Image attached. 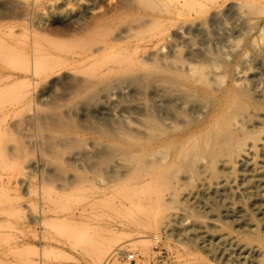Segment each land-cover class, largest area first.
<instances>
[{"label": "bare ground", "instance_id": "1", "mask_svg": "<svg viewBox=\"0 0 264 264\" xmlns=\"http://www.w3.org/2000/svg\"><path fill=\"white\" fill-rule=\"evenodd\" d=\"M162 1L108 0L99 9L88 2L75 15L48 20L35 18L36 3H20L27 24L19 31L5 26L0 48V63L8 64L0 68L8 87L0 88L16 98L0 107V133L20 138L8 148L9 159L26 162L40 132L45 137L37 147L56 161H113L109 173L132 175L146 194L141 202L147 211L131 221L128 233L142 243L167 220L161 211L174 208L264 217V43L228 48L222 25L235 16L250 21L259 8L264 13V0H172L160 11ZM61 85L69 89L63 92L69 91L67 101L73 99L70 110L58 106L63 101L53 107L46 101ZM141 96V104L121 103ZM38 101H46L47 110ZM135 113L138 126L128 117ZM85 134L97 135L93 141L100 145L84 146ZM195 180L203 183L181 198L183 183ZM182 201L186 207H174ZM242 225L262 250L229 239L227 247L238 259L264 264V235L254 224ZM114 239L102 254L122 241Z\"/></svg>", "mask_w": 264, "mask_h": 264}, {"label": "rangeland", "instance_id": "2", "mask_svg": "<svg viewBox=\"0 0 264 264\" xmlns=\"http://www.w3.org/2000/svg\"><path fill=\"white\" fill-rule=\"evenodd\" d=\"M13 1H20L21 4L36 3L35 15L38 17L33 14V18L35 16L38 20H48L51 18L63 19V16L65 18L69 16L68 14L75 15L80 12L81 6L88 2L99 9L108 0H89L87 2L86 0ZM112 1L117 3V0ZM171 2L172 0H164L158 3V9L164 11ZM260 2H255V4L261 6ZM14 4L16 2L11 0H0V32H3L0 35V48L5 43L2 41L7 40L4 35L7 27H4L12 28V25H16L14 28L19 31L23 24H27L29 18L28 16L26 18L24 12L17 9V5ZM15 9L19 11V14ZM17 15H21V18H17ZM222 25L225 26V29L223 28L224 44L228 48L237 45L242 48L248 44L249 40L255 39L264 43V13L261 8H259L258 13L252 15L250 21L235 16L227 18ZM261 36H263V40H260ZM61 40L64 41V39ZM2 59L5 60L4 57ZM4 63L7 64L5 61ZM5 64L0 63L1 69L4 66L3 71L8 65ZM1 69L0 74L3 75L4 72ZM4 82L6 83V81H0V86H6L7 83ZM66 87L64 88V85L58 87V94L55 90L56 95L54 96L52 93V96L46 98V101L49 100L47 103L53 102L50 105L53 107L54 104L57 105L63 101L58 106L63 109L68 104L66 109L70 110L73 99L70 97V100L67 101L69 91L65 95L63 93L69 90ZM3 88H0V91ZM38 88L34 89L36 92L34 96L40 95L43 88L42 84ZM4 90L2 95L0 94V107L12 103L13 98L16 99L15 96L6 93L5 88ZM5 93L8 96H5ZM62 93L63 97L60 96ZM57 95L60 96L58 101L56 100ZM141 97L134 100L129 99L130 101L127 102L121 101V103L138 105L145 100L143 96ZM60 98H64V100H59ZM46 101H42L43 103L38 101V107L47 110ZM69 106L70 108H68ZM132 116L128 117L131 118L132 122L134 120L138 126L139 123L136 120L141 118L140 115L135 113ZM133 124L135 125L134 122ZM31 132L30 139L32 140L33 136V140H35V135L38 133L35 129ZM39 135L40 137L37 138L39 140L32 141L33 150L30 149L31 151L26 157L27 160L23 163L19 160V162L10 160L6 154L8 148L14 147L15 141L20 139L19 137L15 139L18 135L8 136L0 133V264H104L109 254L119 247L135 249L133 251L138 257L137 264H253L249 260L238 259L239 253L231 246L228 247L232 252L229 251L227 245L230 241H237V243L246 241L254 250H262L255 240L250 239L254 233L242 225L254 224L256 225L255 233L264 235V217L259 215L257 211H230L231 217L229 218L223 216V211H179L175 208L161 211L167 220L160 222L154 232L147 234L148 241L146 243L138 241L135 239V235L131 236L128 233L133 227L131 221L142 218L147 211L144 208L145 201L143 200L144 203L141 202L146 194L134 181L133 176L121 173L118 176L111 175L109 169L112 165L110 164L114 163L111 160L106 163L103 161H100L101 163L81 161L75 164L56 161L49 151L44 152L37 147L44 134L41 135L39 132ZM88 135L91 134H85V143L88 145L85 144L84 146L90 148V143L93 142L96 144L95 147H98L99 142L94 141H99V137L94 134L90 137ZM36 136L38 137V135ZM118 168L120 166L116 167V169ZM201 183L203 181L199 180L184 182L179 189L180 197L189 195ZM136 184L137 187H135ZM201 197L202 195H200ZM131 202H136V204L130 205ZM178 206L186 207L187 203L175 202L174 207L177 208ZM167 217L171 218V222H166L169 220ZM239 218H243L242 223L240 220L237 221ZM212 219L216 220L217 223L214 224ZM193 226L197 231L193 232L195 229ZM191 229L192 234L196 232L197 236L194 234L192 236ZM169 232L170 235L173 234L171 237ZM178 232L183 236L179 234V237ZM116 236L122 241L119 240L120 243L117 242L112 245L113 247L110 246L111 250L102 254V250L104 251L102 248L108 242L110 243L111 239L115 238V241ZM153 237H158L161 242L157 249L163 250L161 256L158 251L154 250ZM222 241H225L226 244L221 245ZM224 246L230 253L226 251L227 249L225 250ZM116 263L122 264L117 261L112 262V264Z\"/></svg>", "mask_w": 264, "mask_h": 264}, {"label": "built area", "instance_id": "3", "mask_svg": "<svg viewBox=\"0 0 264 264\" xmlns=\"http://www.w3.org/2000/svg\"><path fill=\"white\" fill-rule=\"evenodd\" d=\"M154 238V237H153ZM153 241L155 242L154 245V250L158 251V253L160 254V256L163 253V250H157L160 247V240L158 237H155L153 239ZM137 255L136 252L131 250L128 247H119L118 249H115L106 259V261L104 262V264H112L113 261H117L118 263H122V264H137ZM155 264V263H154Z\"/></svg>", "mask_w": 264, "mask_h": 264}]
</instances>
